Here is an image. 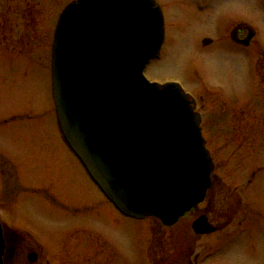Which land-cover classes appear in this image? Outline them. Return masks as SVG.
Wrapping results in <instances>:
<instances>
[{
  "label": "rangeland",
  "instance_id": "1",
  "mask_svg": "<svg viewBox=\"0 0 264 264\" xmlns=\"http://www.w3.org/2000/svg\"><path fill=\"white\" fill-rule=\"evenodd\" d=\"M69 1L0 0V198L19 190L14 203L7 197L11 209L0 206L2 219L9 222L12 211L18 226L41 231L53 246L42 243L43 258H57L58 246L61 257L76 253L75 264H257L250 229L239 243L235 237L239 221L259 215L264 204V0H207L203 10L196 0H157L165 40L144 75L178 81L197 98L214 164L212 189L170 226L154 216L120 217L59 139L50 53L57 17ZM228 22L252 28L251 47L239 53L220 41ZM202 214L223 228L195 234L191 223Z\"/></svg>",
  "mask_w": 264,
  "mask_h": 264
},
{
  "label": "water",
  "instance_id": "2",
  "mask_svg": "<svg viewBox=\"0 0 264 264\" xmlns=\"http://www.w3.org/2000/svg\"><path fill=\"white\" fill-rule=\"evenodd\" d=\"M163 40L155 0H72L54 29L51 89L67 143L104 194L170 225L203 200L214 164L195 99L143 73ZM192 228L214 230L205 215ZM3 250L0 222V263Z\"/></svg>",
  "mask_w": 264,
  "mask_h": 264
},
{
  "label": "flooded vegetation",
  "instance_id": "3",
  "mask_svg": "<svg viewBox=\"0 0 264 264\" xmlns=\"http://www.w3.org/2000/svg\"><path fill=\"white\" fill-rule=\"evenodd\" d=\"M156 2H157V0H156ZM194 3H195L194 4L195 7L197 9H201V10L206 8L207 4H208L207 0H196ZM161 9H162V6H161ZM162 12H163V9H162ZM163 16H164V12H163ZM164 25H165V19H164ZM218 35H219L218 37H220L221 42H226L227 46H229V47H230V45L235 46L237 48V51L239 53H241V48L245 49V48L251 47L252 42L254 40L255 32L248 25L242 26L241 24H237V23L230 25L228 22L227 24L224 25L222 31L219 32ZM203 41H209V40L207 38H203ZM231 50H233V49L231 48ZM233 51H235V50H233ZM196 100H197V98H196ZM51 103H52V101H51ZM197 105H198V101H196V108H197ZM52 108H53V114L55 117L56 128H57V131L59 134V139L61 140V143L64 145V147L66 148L68 153L73 157V159L78 164V166L81 168L83 174L86 176L88 181L97 189V191L101 194L103 199L106 202H108L110 204V206L114 207L113 204L105 197V195L99 190V188L96 186V184L92 181V179L88 175L87 171L85 170V168L81 164L80 160L77 158V156L74 154V152L68 147V145L64 141V138L62 137L60 130H59V127H58V124H57L53 104H52ZM75 162H74V164H75ZM79 172H80V170H79ZM12 176L13 175L11 174L10 178ZM253 177H254V172L252 173V178ZM211 179H212V177H211ZM250 181L251 180L249 179L248 182L251 183ZM210 189H212L211 185H210V188L207 190L205 197L207 196ZM17 190L18 189L8 190L6 197L0 198V206L1 205L2 206H10V209H11L13 207V203H14L13 200L15 198V195H16V193H19V190L18 191ZM33 190H40V189H33ZM50 193H51V195H50L51 199L54 200L55 199L54 194L52 192H50ZM56 195H57V191H56ZM59 196L61 197V198H59L60 201L62 200L65 204H67V202L72 201V198L74 197V196H72V197L71 196H69V197L64 196L63 197L60 194H59ZM7 197L11 201H13V203L11 201H7ZM48 200H49V198H48ZM89 200L91 201L90 198H89ZM238 200L241 201V198L239 197ZM259 206H261V209H257L259 211V215L258 214L256 216L253 215V216H251L250 219H248L246 217V218H243L242 220L239 221V223L237 224V227H236L235 240H237V242L239 243V240L242 239V237H243L242 234L245 232L247 233V231L250 229L251 241H249V245H251V247H250V248H252L251 251L253 254L256 255V257L259 258L257 264H262V262L264 264V253L259 251V249L261 248L263 239H264V204L261 203ZM115 210L118 213H120L116 208H115ZM255 212H256V210H255ZM202 215H205L207 222L214 227V230H212V232H217L223 228L222 225H218V224L213 223L209 219V217L207 216L208 214H202ZM119 216L122 217L123 219L130 218V219H134V220H140L138 218L131 217V216H128V215H125L122 213H120ZM144 218H146V217H144ZM144 218H141V219H144ZM157 219L159 220V222L162 225L170 226V225L163 224L159 218H157ZM179 219L180 218H178V220ZM8 220H9V222L2 219V214L0 211V222H1V226H2V234H3V238H4V250H3L2 260H1L0 264H75L73 261V255H75L76 253H69L68 254L69 257L68 256L64 257L63 255L61 257L58 246L55 249V251H56L55 255L58 256L57 258L56 257H54L53 259L52 258H43L41 256V252H39V247H41V248L43 247L42 243L44 242L47 245V247H46L47 249H50L53 247V246H51V247L48 246L47 243H49V241L46 239L44 234H42L41 231L31 230L29 225L25 226L24 228L20 227V225L18 226V224L15 223L16 221H15L14 215L12 214V211L10 213V216L8 217ZM74 223H78V222H74ZM175 223H173V224H175ZM192 223H191V228H192ZM85 224H89V223H85ZM173 224H171V225H173ZM75 227L76 226H71L70 228L73 229ZM207 233H210V232H207ZM207 233H195V234H207ZM256 235H258V237ZM42 239H43V241H42ZM108 241L110 243V246L112 247L111 241L109 240V238H108ZM252 246H254V247H252ZM107 255L111 256V253L107 252ZM55 258H56V260H55ZM64 258L67 259L66 262H65ZM70 260H71V262H70Z\"/></svg>",
  "mask_w": 264,
  "mask_h": 264
},
{
  "label": "bare ground",
  "instance_id": "4",
  "mask_svg": "<svg viewBox=\"0 0 264 264\" xmlns=\"http://www.w3.org/2000/svg\"><path fill=\"white\" fill-rule=\"evenodd\" d=\"M180 218V217H179Z\"/></svg>",
  "mask_w": 264,
  "mask_h": 264
}]
</instances>
